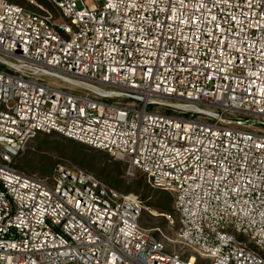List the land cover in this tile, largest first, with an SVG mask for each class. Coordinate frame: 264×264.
Here are the masks:
<instances>
[{"label":"built area","instance_id":"1","mask_svg":"<svg viewBox=\"0 0 264 264\" xmlns=\"http://www.w3.org/2000/svg\"><path fill=\"white\" fill-rule=\"evenodd\" d=\"M45 1L0 0V264H264V0ZM52 132L172 193L184 253L138 194L15 166Z\"/></svg>","mask_w":264,"mask_h":264},{"label":"rangeland","instance_id":"2","mask_svg":"<svg viewBox=\"0 0 264 264\" xmlns=\"http://www.w3.org/2000/svg\"><path fill=\"white\" fill-rule=\"evenodd\" d=\"M11 1L24 6H29L32 1L51 7L45 0ZM162 111H166V109L162 108ZM64 137L56 132L38 134L27 143L26 149L15 159V166L26 173L49 178L54 175L59 166L78 167L93 173L120 192L138 194L144 200L146 206L140 221L142 227L148 230L156 239L162 241L169 252L184 253V248L178 240V221L171 224L164 215L172 213L177 217L172 193L166 191L168 195H171L166 208L157 207L156 201L162 196L164 190L153 188L148 183L144 173L138 172L135 175H129L127 173V162L112 157L107 152L96 148H94L96 149L94 153L85 149L83 154L76 157L72 145L69 143L70 139ZM83 156L86 158H83ZM189 250V254L197 256V264H208L211 261L210 258L195 250L191 248Z\"/></svg>","mask_w":264,"mask_h":264},{"label":"trees","instance_id":"3","mask_svg":"<svg viewBox=\"0 0 264 264\" xmlns=\"http://www.w3.org/2000/svg\"><path fill=\"white\" fill-rule=\"evenodd\" d=\"M52 133H55V132H52ZM64 138H66V137H64ZM69 143L72 145L73 153L76 155V157H78L79 154H83L85 149L90 150V152H93V153L95 152L94 150H96V149L89 147V146H86L80 142L74 141L73 139H70ZM83 158H86V157L83 156ZM27 174H29V173H27ZM159 192L161 193V191H159ZM170 199H171V195H168V193L166 191L165 192L163 191L162 196L159 199H157V201H156V206L161 208V209H164V208H166V204L169 202Z\"/></svg>","mask_w":264,"mask_h":264}]
</instances>
